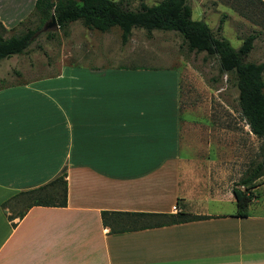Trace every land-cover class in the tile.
<instances>
[{"label":"crops","instance_id":"0c3cea01","mask_svg":"<svg viewBox=\"0 0 264 264\" xmlns=\"http://www.w3.org/2000/svg\"><path fill=\"white\" fill-rule=\"evenodd\" d=\"M36 1L0 0V22L11 29ZM22 78L0 87V264H264V214L237 216L213 138L183 136L180 70L73 65ZM64 174L66 207L10 219L5 202ZM105 211L203 219L114 233Z\"/></svg>","mask_w":264,"mask_h":264},{"label":"rangeland","instance_id":"374dc122","mask_svg":"<svg viewBox=\"0 0 264 264\" xmlns=\"http://www.w3.org/2000/svg\"><path fill=\"white\" fill-rule=\"evenodd\" d=\"M124 1L129 9L137 10L142 1L155 5L161 0ZM251 3L248 0H190L193 19L206 22L216 36L226 38L235 49L241 47L248 35L255 33L254 49L246 61L259 64L264 63V9ZM224 15L227 16L223 30L218 32ZM40 26V17L34 10L7 29L5 37ZM44 26L26 54L0 61V87L25 80L22 74L30 78L73 65L176 68L182 73L183 115L189 118L183 123L185 140L205 143L213 138L217 144V167L228 171L230 188L253 162L260 160L264 139L251 133L241 115L234 75H221L216 57H209L205 52H190L179 33L155 30L149 36L144 29L137 28L130 41L123 45L118 27L102 33L89 30L77 21L69 25L68 35H65L58 28L47 31ZM50 32L54 34L52 37L48 35ZM203 188L208 196L205 185ZM257 193L261 194L260 203L252 204L249 212L264 214V186Z\"/></svg>","mask_w":264,"mask_h":264},{"label":"trees","instance_id":"16d2710c","mask_svg":"<svg viewBox=\"0 0 264 264\" xmlns=\"http://www.w3.org/2000/svg\"><path fill=\"white\" fill-rule=\"evenodd\" d=\"M264 9L261 0H248ZM35 12L41 25L38 29H28L19 35L5 37L7 29L0 22V61L14 55L28 52L37 32L55 15L59 29L68 35L71 23L81 21L89 30L102 33L110 32L114 27L121 30V41L127 44L134 29H144L148 35L155 30L173 31L181 35L183 43L190 52H205L209 57H216L221 75L233 74L239 91L240 112L251 133L264 139V63L246 61L254 49L257 35H248L241 47L235 49L224 37L216 36L206 22L193 19L190 0H161L149 6L143 1L137 10L129 9L124 0H37ZM227 15L221 18L218 32L223 30ZM49 37L54 34L49 33ZM264 177V146L260 160L253 162L245 174L233 187L232 192L237 205V216H248L249 206L255 197L254 189L261 185L258 181ZM68 204V183L66 174L49 184L21 192L3 204V208L14 211L10 219H22L34 206L66 207ZM131 216L127 221L121 216ZM156 218L158 221L152 222ZM159 218L161 220H159ZM105 226L113 224L112 231L123 232L132 229L183 223L203 219L183 212L177 214H125L120 212H102ZM129 226L125 228V226Z\"/></svg>","mask_w":264,"mask_h":264},{"label":"water","instance_id":"95a60500","mask_svg":"<svg viewBox=\"0 0 264 264\" xmlns=\"http://www.w3.org/2000/svg\"><path fill=\"white\" fill-rule=\"evenodd\" d=\"M59 29L58 22L56 20L55 15H52L51 19L45 24L44 30H53V29Z\"/></svg>","mask_w":264,"mask_h":264}]
</instances>
